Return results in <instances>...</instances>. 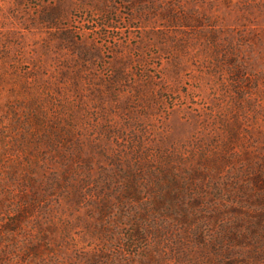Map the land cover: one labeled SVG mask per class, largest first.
Segmentation results:
<instances>
[{
	"label": "rangeland",
	"instance_id": "374dc122",
	"mask_svg": "<svg viewBox=\"0 0 264 264\" xmlns=\"http://www.w3.org/2000/svg\"><path fill=\"white\" fill-rule=\"evenodd\" d=\"M0 264H264V0H0Z\"/></svg>",
	"mask_w": 264,
	"mask_h": 264
}]
</instances>
